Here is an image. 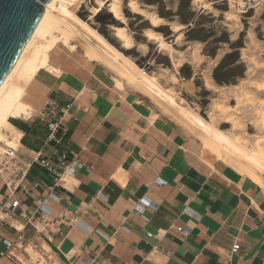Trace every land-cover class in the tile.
I'll list each match as a JSON object with an SVG mask.
<instances>
[{"label": "crops", "instance_id": "crops-1", "mask_svg": "<svg viewBox=\"0 0 264 264\" xmlns=\"http://www.w3.org/2000/svg\"><path fill=\"white\" fill-rule=\"evenodd\" d=\"M48 64L23 98L31 113L48 102L60 109L65 133L57 150L82 167L55 184L32 165L11 198L0 176V238L14 242L16 257L0 255V264H35L23 251L34 246L75 264H264V187L208 153L140 92L118 86L102 63L55 50ZM31 120L17 122L31 127ZM13 127L17 155L30 162L42 138ZM55 152L45 145V154ZM51 186L56 198L43 214L38 201ZM12 200L18 205L7 213Z\"/></svg>", "mask_w": 264, "mask_h": 264}, {"label": "rangeland", "instance_id": "rangeland-1", "mask_svg": "<svg viewBox=\"0 0 264 264\" xmlns=\"http://www.w3.org/2000/svg\"><path fill=\"white\" fill-rule=\"evenodd\" d=\"M129 1L121 0L123 21L115 19L106 5L101 12L112 15L116 21L112 26L126 29L132 38V47L125 49L121 46L111 25L107 26L109 40L104 39L122 53L126 51L134 64L155 77L157 84L170 93L167 95L168 102L149 96L108 62L88 59L85 54L92 49L91 45L77 36L69 40V44L75 47L74 51L62 44L55 50L78 57L83 55L88 61L102 63L112 71L118 86L117 81H121L153 101L163 112L195 133L204 149L206 135L176 109L187 108L199 114L232 139L239 140L249 152L255 150L258 142L264 148V3L246 14H238L227 0H133L140 9L162 19L153 26L144 15L130 11L127 6ZM96 5L95 0H82L70 8L76 15L81 14L79 17L95 30L99 24L90 15V9L94 13ZM189 7L196 14L198 28L193 35L199 39L187 40L182 32L185 26L178 22L179 11L186 13ZM160 13L169 16V19L160 17ZM141 24L144 27L139 30ZM163 25L170 26L174 37L166 38L156 31ZM146 30L156 32L165 45L161 47L156 41L148 39ZM58 33L54 32L55 35ZM35 41L39 43V39ZM94 42L97 40L94 39ZM211 52L215 54L213 57L208 55ZM34 114L37 115L34 117ZM28 116L17 121L28 123L34 119L41 129L48 132L47 123L40 119L39 112L30 111ZM42 139L34 141L43 145L45 137ZM217 151V158L223 164L239 172L227 150L218 147ZM260 176L259 185L264 187V171ZM29 252L34 260L35 253L30 248Z\"/></svg>", "mask_w": 264, "mask_h": 264}, {"label": "bare ground", "instance_id": "bare-ground-1", "mask_svg": "<svg viewBox=\"0 0 264 264\" xmlns=\"http://www.w3.org/2000/svg\"><path fill=\"white\" fill-rule=\"evenodd\" d=\"M81 1H48L31 35L0 83L1 148L5 146L16 148L18 146L20 133L14 129L9 119L20 118L22 116L27 117L29 115L30 107L25 103L23 98L26 86L41 68L50 69L48 64L49 54L59 44L69 46L71 50L75 49L73 44H69L72 36H77L91 45L92 49L88 50L87 53L85 52L87 58L108 62L123 73L131 83L138 85L146 94L161 101L168 102L167 95L169 96L170 93L157 84L155 77L134 64L129 57L113 47L100 33L89 27L83 19L74 13L70 7L76 4L78 5ZM95 1L97 5L94 14L106 5L108 11L112 13L115 19L123 21L120 6L121 0ZM127 6L130 8V11L144 15L153 26L162 22V19L153 13H148L140 9L133 0H130ZM111 28L114 36L121 42L123 48L128 49L132 47V38L123 26H111ZM175 30H177V27ZM54 32L59 33L55 35ZM145 35L148 39L156 41L159 46L163 47L165 45L164 41L160 39V36L156 32L146 30ZM36 39H39V43H36ZM94 39L97 42H94ZM207 87L210 86L208 85ZM176 110L206 135L205 142L207 145L205 150L208 153H211L217 158V148H224L228 151L227 154L229 153L239 173L248 177L255 184H260V174L264 171V148L259 142L256 143L255 150L249 152L240 144L239 140L232 139L227 133L202 118L199 114L192 113L187 108ZM262 120V128L264 129L263 113ZM229 121L231 122V120ZM3 130H6L7 133L4 134L2 132ZM67 179L66 176L64 180Z\"/></svg>", "mask_w": 264, "mask_h": 264}, {"label": "built area", "instance_id": "built-area-1", "mask_svg": "<svg viewBox=\"0 0 264 264\" xmlns=\"http://www.w3.org/2000/svg\"><path fill=\"white\" fill-rule=\"evenodd\" d=\"M230 6L238 14H246L251 10L259 7L264 3V0H227ZM60 109H58L54 104L47 103L41 112H39L40 119L46 121L48 133L43 141V145L39 146L37 150L33 151V156L30 162L23 163L20 161V157L17 155V147L12 148L10 146L0 147V176L4 177V186L8 192V197H14V193L18 186L21 184V181L32 165H36L41 169L45 170L47 174L54 180L55 184L58 182H63L65 177L70 176L76 168H81L82 164L75 159H68L65 151L57 150V146L61 144L63 135L65 133L64 128L60 124ZM6 134V130L2 131ZM51 146L56 150L54 153L56 156L47 155L44 153V147ZM49 198H56L53 191V186L49 188L47 196L38 201L39 210L45 214L46 213V202ZM148 204V200L141 202L137 209L141 208ZM18 205L16 200L7 201L5 208L8 213ZM157 209V206H155ZM49 215V214H47ZM177 232L186 234V231L183 228H175ZM149 237L152 236L151 233L147 234ZM0 243L5 247L4 250L0 251V255H8L16 258L11 254V249L15 245L14 242H11L6 239L0 238ZM239 249V243L235 242L231 246V252L235 253ZM32 252L35 253L33 256L34 260L32 263L35 264H75L72 262H64L61 260H55L52 254L44 249L42 246L36 247L33 249L30 248ZM23 251L31 256V253L28 249L23 248ZM79 264H97L94 259H90L87 262H81Z\"/></svg>", "mask_w": 264, "mask_h": 264}, {"label": "water", "instance_id": "water-1", "mask_svg": "<svg viewBox=\"0 0 264 264\" xmlns=\"http://www.w3.org/2000/svg\"><path fill=\"white\" fill-rule=\"evenodd\" d=\"M49 0H0V83Z\"/></svg>", "mask_w": 264, "mask_h": 264}, {"label": "trees", "instance_id": "trees-1", "mask_svg": "<svg viewBox=\"0 0 264 264\" xmlns=\"http://www.w3.org/2000/svg\"><path fill=\"white\" fill-rule=\"evenodd\" d=\"M101 11L102 10H100L99 12L94 14L92 9H90V15H92V17H94V19H95V22H97L99 24V27H97L95 30L98 33H100L106 40H109V36H108V32H107V26L114 25L116 23V21L113 19L112 15L110 13L101 12ZM177 15H178V22L185 26L182 29V32L185 34L186 39L187 40L199 39L193 35V32L198 28L197 21L195 20V18H196L195 12L191 11L190 7H189V10L186 13H182L181 11H179V13ZM79 16H82V15L79 14ZM159 16L165 17L166 19H169V16H167V15L165 16L163 13H160ZM191 24L193 26H191ZM143 27H144L143 24H141L138 27V29L141 30ZM156 31L161 33L166 38L174 37V33L170 29L169 25L160 26ZM123 52H124L123 54L127 56L128 53L126 51H123ZM208 55L213 57L215 54L213 52H211ZM9 121L14 126H16L18 129H21L25 132L37 134L39 136V138L46 137V135L48 133L43 128L41 129L38 126V122H36V121L33 123V125L31 127H28L27 125H25L23 123H19V122L15 121L14 119H9ZM22 141H23L24 145H26V146L28 145L25 140H22Z\"/></svg>", "mask_w": 264, "mask_h": 264}]
</instances>
